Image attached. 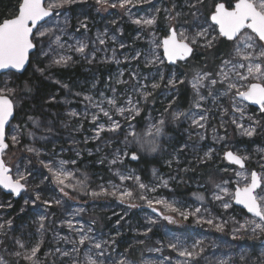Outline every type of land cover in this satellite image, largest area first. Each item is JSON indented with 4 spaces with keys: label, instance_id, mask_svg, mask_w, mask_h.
Wrapping results in <instances>:
<instances>
[{
    "label": "rangeland",
    "instance_id": "1",
    "mask_svg": "<svg viewBox=\"0 0 264 264\" xmlns=\"http://www.w3.org/2000/svg\"><path fill=\"white\" fill-rule=\"evenodd\" d=\"M48 2L52 0H47L46 3ZM112 2L118 3V0H110V3ZM173 3L177 7L172 15H175L176 11L188 12L185 6L187 0H151V3H140L127 9L101 7L95 3V0H83V2L78 0L77 3L66 5L55 10L53 15L41 24L44 28H51L53 31L50 36L38 39V46L31 55L30 74L54 86L53 90L46 93L45 99L39 98L35 91L25 93L22 90L30 76L24 79L18 74L2 75L0 87L4 85L5 80H9L8 86L16 89L15 100L18 105L16 112L27 103L31 105L25 120L23 115L15 116L7 128L9 134H13L12 128L20 125L19 143L13 146L8 139L10 147L3 157L7 166L11 168V176L13 179L16 178L17 165L20 166L21 171L32 173L28 177L26 190L18 199L4 193L0 188V204L5 205L0 208V223L12 220L11 227L9 228L5 223V229L0 232V257H3L7 264H30L23 259V256L16 257L14 252L20 251L22 254L29 252L38 242L41 244L37 254L39 264H72L73 261L76 264H89L90 258L102 259L97 256L98 250L93 246L95 243H101L105 256L109 257L106 264L122 258L129 264H160L161 261H164V264H176L177 260L183 261L184 258L178 257L168 248L169 242H176L174 237H178L183 246L189 248L196 241L202 242L196 250L203 248V251L190 264H221V262L264 264V233H260L259 230L254 233L252 231L254 225L248 223L252 220L259 223V219L249 216L244 210L236 207L230 196H226L215 187L222 181H228L222 186L228 188L230 193H234L237 186H243L248 182L243 177L237 176L236 172L250 176L252 171H256L264 176V168L261 167L264 165V144L259 142L264 137V113L259 109L251 110L250 106L242 101L239 106L245 109V118L239 119L240 114L231 110L229 97L219 96L214 100V97L207 95L208 89L204 87L200 91L207 99L202 103L205 108L211 110L206 131L193 130L190 121L183 117L178 122L172 121L173 111H188L191 106L189 109L176 106L179 86L175 89L167 86L170 76L175 73L180 79L189 83L192 90V105L196 98L191 83L194 77L198 72L215 74L221 57L213 63L208 57L213 48L208 50L201 48L178 66V63L172 65L167 62L163 57V48L160 47L156 48L155 52L164 59V63L155 65L145 63L146 58H152L149 53L154 47L153 41L159 43L164 39L169 24L166 19L167 14L163 10L157 14L155 10L172 8ZM215 3L216 1L213 3L212 0H204L199 6V14L202 17L210 16ZM153 15H157V23L154 26H138L133 23L135 19L149 18ZM82 21L87 23V29L80 26ZM195 22L191 15L171 21L178 28L181 25L188 27ZM56 36H60V43L64 44L63 48L55 43ZM98 37L105 43L100 44ZM112 37H115V40ZM77 41L88 45L86 48L88 59L74 51ZM121 44L124 45L123 48L120 47ZM69 45L73 50H69ZM41 48L48 54H41ZM138 52L142 53L139 59H131ZM93 53L95 59L90 63L89 59ZM59 55H70L74 62H70L66 67L54 65L52 60ZM126 57L128 59H125ZM223 57L230 58L229 55ZM116 60L120 63H116ZM37 68L45 69L43 75L36 71ZM60 70L68 72L66 77L60 76ZM121 72L123 75H120ZM132 73L138 74L137 79H132ZM161 73L165 77L163 82L160 81ZM19 79L24 81L20 82ZM117 80L122 82L117 83ZM55 81L60 83L57 84ZM153 82L160 83V87L154 91L151 89ZM63 85H67V88ZM140 85H148L147 90L153 91V95L146 102L140 101L141 114L131 123L138 137L150 140L153 139L148 135L150 125L164 119L166 121L164 135L157 138L160 150L150 153L141 149L133 137L128 135L132 130L128 121L119 114H114L112 117L121 124L118 132L105 131L100 139H91L95 129V125L91 122L92 115L99 113V109L93 107V104L100 103L109 110L111 106L107 104V99L116 97L118 106H128L126 101L130 95L134 99L139 98V93L134 89ZM216 87L223 91L220 85ZM112 89L116 91L113 92ZM86 96L92 99L86 100ZM52 97L55 99H51ZM172 100L175 102L168 112H165L164 109ZM224 108L229 112L228 115L223 116L224 127H220L221 112ZM192 111L198 110L193 108ZM71 112H76L78 115L71 116ZM29 116L39 121V127L33 125L28 119ZM233 116L245 127L251 125L253 120H259L261 123L256 125V134L252 137L242 135V130L231 123ZM249 117L252 119L250 120ZM98 123L105 124L106 128L110 126V121L102 114ZM48 128L51 131H47ZM213 128L216 129L215 133ZM151 131L154 132V129ZM29 132L34 133V136H29ZM197 132H203L205 138L201 140ZM214 136L223 139H214ZM86 138L87 142H85ZM28 147L37 149L39 155L29 153L26 150ZM209 149L213 150L212 158L201 162L199 158ZM117 150L121 153L127 151L129 156H121L123 163L111 164L110 161ZM78 151L79 156H77ZM227 151L248 157L246 164L250 167L241 169L228 164L224 159V153ZM132 152H136L139 156L138 160L130 159ZM41 160L68 161L65 168L74 171L77 179L83 180L86 176V184L78 186L76 190L66 188L68 196H65L60 192L59 186L53 183L48 170L41 165ZM73 160L76 164L71 163ZM101 160L103 163H100ZM168 161H172L171 166L168 165ZM203 165H211L213 170L211 177L206 180L201 177L199 170ZM153 170L156 171V176L153 175ZM117 171L124 175L139 176L141 182L148 185L149 189L155 187V191L139 189L135 180L121 181L116 175ZM160 178L168 181V187L159 186ZM72 183L75 184L76 179H73ZM114 185L120 190L132 191L133 198L121 203L113 196L90 195L92 191L99 192L101 186L113 191ZM85 192L89 194L86 195ZM36 193L40 194L41 199L33 204L31 201L35 200ZM141 194L148 196L149 199L166 200L181 211L193 212L196 208H200L201 211L184 220L179 212L166 209L162 204H154L156 211H153V208L147 206L146 201L139 199ZM214 194L224 196L232 206L227 210L223 209L222 202L215 200ZM198 196L204 199H197ZM25 200L29 203L25 204ZM44 200H60L61 204L53 203L48 207L43 203ZM9 202L11 207L7 206ZM129 204L137 206L129 207ZM78 210L82 211L77 214ZM42 215L47 219L43 222L44 229L40 230L39 217ZM165 216L172 217L173 222L164 219ZM201 217L203 220L212 219L213 225L196 223ZM67 221L72 222L73 228L68 227ZM216 224L223 225V230H217ZM81 227L84 233L92 237V240L84 245L77 243L75 247L78 252H73L72 241H78L80 234H83H78L76 231ZM149 227L152 230L147 232ZM89 228L91 232H88ZM145 232L147 235L144 234ZM61 237H67V240ZM17 239L25 245L24 249L19 248L15 243ZM113 239L115 243H112ZM57 248L71 255L62 256L61 252H56ZM157 248L161 251H154ZM165 257L171 259L164 260Z\"/></svg>",
    "mask_w": 264,
    "mask_h": 264
},
{
    "label": "snow or ice",
    "instance_id": "2",
    "mask_svg": "<svg viewBox=\"0 0 264 264\" xmlns=\"http://www.w3.org/2000/svg\"><path fill=\"white\" fill-rule=\"evenodd\" d=\"M78 0H52V2L46 3L45 0H20L17 11L14 16L11 18H4L0 20V72L7 73L8 76L15 75L16 73H22L25 70V65L29 61V53L33 49H36L38 44V39L52 34L51 28H44L43 25L37 27L41 21H44L46 17H50L55 10L65 7L66 5H71L77 3ZM83 2V0H80ZM95 3L101 7H120L122 9H127L128 7H134L140 3H151V0H118L117 2L110 3V0H95ZM204 3V0H187L186 7L188 12L176 11L175 15H172L175 11L177 5L173 3L172 8H157L155 11L159 14L162 10L167 14L166 19L169 21L167 27V34L164 39L159 43L153 41V49L150 51L149 55L151 59H147L146 64L155 65L157 63L163 64L164 59H161L160 56L156 55V48H163V57L171 63L175 64L177 61H187L191 58L198 49H212L216 47L218 41L223 38V40L230 42L232 45V52L229 53V57L225 59L221 56L220 64L218 66V71L213 74L209 72H204L203 74L197 73L194 77L192 83V88L195 93V99L191 105V108L188 111H173L171 113L172 121L178 122L183 117L190 121V126L193 130L203 129L206 131L208 121L210 119L211 110L205 108L203 101H206V96L203 95L200 91L201 88L207 87V95L209 97H214V100H217L219 96L229 97L231 101V110L233 113H239V119L245 118V109L240 107V102L247 101L254 105H259L261 113H264V0H217L213 6L210 16L202 17L199 14V6ZM57 15L59 13L57 12ZM185 15H191L196 21L193 24H190L188 27H183L181 25L178 28L171 21H176L180 17ZM133 23L138 26H154L157 23V15H153L149 18H139L133 20ZM81 27L87 29V23L81 22ZM36 30L35 33L33 30ZM215 33V35H213ZM60 36L55 37V43L63 48L64 44L60 43ZM99 39L100 44H104L103 39ZM115 40V37H112ZM69 50H73L72 46L69 45ZM87 44L77 41V46L74 48L76 53H79L85 59H88V54L86 53ZM121 48L124 47L123 44L120 45ZM115 51V50H114ZM41 54L47 55V52H44L41 48ZM142 53H137L131 59H139V56ZM115 59V56L113 57ZM95 59V54L93 53L89 62ZM125 59H128L127 57ZM70 62H74L72 56L70 55H59L58 58L52 60V63L57 66H68ZM116 63H120L119 60H116ZM10 70H14L10 71ZM36 71L40 72L43 75L45 69L37 68ZM123 75V72L120 73ZM137 73H132V79H137ZM165 79L163 73L160 74V81L163 82ZM9 80L4 81V85L0 87V186L4 189L9 190L10 194L19 196L22 191H25L27 188L28 177L32 175L30 171L25 172L20 170V166L17 165L16 178L10 175L11 169L7 166L5 160L3 159L6 150L9 149L10 145L7 142L8 139L11 140V144L15 146L19 143V132L20 125H16L12 128V133L9 134L7 127L10 126V122L15 118L14 113L18 107L15 100L16 89L8 86ZM122 81L117 80V83ZM207 82V83H205ZM59 84L60 81H55ZM185 81L180 79L173 73L167 81V86H170L172 89L177 88L179 85L184 84ZM220 85L223 91H220L216 86ZM95 85H93L94 87ZM67 88V85H63ZM160 87L159 82H153L151 84V89L154 91ZM148 85H140L134 89V91L139 93V98L134 99L131 95L126 101L128 106H118V101L116 97L107 99V104L110 107L109 110H106L101 106L100 103L93 104V107L99 109V113L92 115V123L95 125L94 135L91 137L93 140H98L101 138V134L105 131L108 132H118L121 129V124L118 120H114L112 117L114 114H119L123 116L126 121H128L129 128L132 129L128 135H131L135 142L140 145L141 149H144L150 153H156L160 150V144L157 141V138L164 135V125L166 121L164 119L159 120L158 123L151 124L149 128V136H152L153 139L145 140L141 137H138L134 125L131 121L135 120L142 111L140 106V101H148L153 95V91L147 90ZM25 91H31L28 83L24 84ZM115 92V89H112ZM79 95V93H77ZM103 96V93H101ZM51 99H55L52 97ZM86 100H91V97H85ZM175 101L172 100L169 102L168 107L164 109L165 112H168L169 108L172 107V104ZM198 111H192V109ZM114 110V112L112 111ZM229 110L227 108L222 109L221 112V123L220 127H224L223 116L228 115ZM127 113V115H125ZM100 114L103 117H106L110 121V126L105 127V124L98 123L100 119ZM71 116H77L78 113L71 112ZM87 115V114H85ZM28 119L33 123L34 126L39 127V121L35 118L29 116ZM251 120L252 118L249 117ZM232 124H235L238 129H241L242 135L252 137L256 134L257 127L261 122L259 120H253L252 124L248 127H245L242 123L238 122V119L233 116L231 120ZM154 129V132L151 131ZM47 131H51L50 128ZM216 129L213 128L215 133ZM201 140L205 138L203 132L196 133ZM29 136H34V133L29 132ZM214 139H223V137H213ZM87 142V138L86 141ZM125 143H128L127 136L125 137ZM186 147V145L184 146ZM29 153H34L37 156L39 151L35 148L28 147L26 149ZM100 149L98 148L97 151ZM182 150V149H181ZM213 150L204 153L203 157H200V161L204 162L212 158ZM79 151L77 156H79ZM121 156H129L127 151L123 153L120 150H117L114 158L110 161L111 164L123 163ZM130 159L135 161L139 159V156L136 152H132ZM224 159H226L230 164L238 165L239 168L244 169L246 167V161L248 157L241 156L232 151H227L224 153ZM41 165L48 170L53 183L59 186L60 192L65 196H68V192L65 191L66 188H71L76 190L78 186H84L86 184L87 177L83 180L76 178V173L74 171L67 170L65 165L69 162L66 160L59 161H40ZM72 164H76V161H71ZM103 163V160L100 161ZM171 166L172 161L167 162ZM264 168V165H261ZM188 171V169H184ZM226 171V169H225ZM237 176L243 177L246 181L243 186H237L234 193H230L229 189L223 187V184H227L228 181H222L221 184H216L215 187L224 193L226 196H230L236 204L242 205L249 213L254 217L259 218V223L255 220L249 221L248 223L254 225L252 231L255 233L259 230L260 233H264V176H261L256 171H252L250 176H245L243 172H236ZM116 175L121 181L124 180H135L138 183V187L141 190L155 191V187L149 189L148 185L140 181L139 176L133 175H124L119 171L116 172ZM153 175L156 176V171L153 170ZM48 179V177H45ZM76 179V183L73 184L72 180ZM161 179V184L159 186L168 187V181ZM113 191H108L107 189L101 186L99 192L92 191L90 195L92 197H98L101 195L113 196L116 197L121 203H124L133 198V192L128 189L120 190L117 186H113ZM259 189V191H257ZM85 194H89L85 192ZM41 199L40 194L36 193L35 200L31 201L35 204L36 201ZM139 199L146 201L149 208H153V211L156 209L153 205H164L166 209H169L173 212H179L184 220H187L190 215L195 216L197 213H200L201 209L196 208L193 212L181 211L179 208L173 206L172 203L167 202L163 199H149L148 196L141 194ZM197 199L203 200L202 196H198ZM214 199L221 201V207L225 210L229 209L232 205L224 199V196L214 194ZM29 201L25 200V204H28ZM43 203L48 207H51L52 204L60 205V200L49 201L44 200ZM8 207H11L9 202ZM135 204H129V207H136ZM5 207L4 204H0V208ZM23 211V209H22ZM78 210L77 214H79ZM47 219L46 216L42 215L39 217L40 225L39 229H44V221ZM164 219L168 220L170 223L173 222L172 217L165 216ZM207 223L213 225L212 219L203 220L199 218L196 220V223ZM10 228L12 225V220L5 222ZM5 223H0V232L5 229ZM68 227L73 228L72 222H66ZM119 223V221H117ZM150 223H155V221H150ZM216 229L219 231L223 230V225L216 224ZM243 227V226H242ZM152 229L149 227L147 232H150ZM77 233L80 234L78 241H72L74 247L73 252H78V249L75 245H84L86 242L92 240V237L84 233V229L81 227L76 229ZM88 232H91V228L88 229ZM147 232L144 234L147 235ZM6 234V233H5ZM234 239L236 237H233ZM61 239L67 240V237H61ZM176 242H169L168 248L177 254L178 257H183L184 260H177L176 264H190L196 260V258L203 251V248H200L199 251L196 249L202 243L201 241H196L192 244L191 248L184 247L183 243L178 237L173 238ZM15 243L19 248L24 249L25 245L17 239ZM107 243V242H105ZM112 243H115L113 239ZM94 248L98 250L97 256L102 257V259H89V264H106V261L109 260V257L105 256L103 247L101 243H95ZM41 244L38 242L33 246L29 252L21 253L20 251H15L14 255L16 257L23 256V259L30 262V264H39L38 252L40 251ZM154 251H161L160 248L154 249ZM56 252H61L59 248L56 249ZM62 256L68 257L71 253L64 251L61 252ZM170 257H165L164 260H170ZM243 259V257H242ZM0 264H7L3 257H0ZM72 264H76L75 261ZM111 264H129V262L122 258L118 261H112ZM160 264H164V261H161ZM225 264V262H221Z\"/></svg>",
    "mask_w": 264,
    "mask_h": 264
},
{
    "label": "trees",
    "instance_id": "3",
    "mask_svg": "<svg viewBox=\"0 0 264 264\" xmlns=\"http://www.w3.org/2000/svg\"><path fill=\"white\" fill-rule=\"evenodd\" d=\"M213 3L217 0H212ZM20 0H0V20L4 19V18H11L12 16H14L16 14L17 11V6L19 4ZM231 43L227 42L225 40H223V38L220 39L219 43L217 44V46L215 48H213L210 51V54L208 55L209 59L213 61V63H216V61L218 60L217 58L220 56H226L231 52ZM183 63H178L177 65H182ZM30 67L31 64H29L28 68L26 69V71L21 74V78L24 79H28V77L30 76V78L27 80L29 87L31 88V91H25L24 87L22 88V90L25 91V93H31L32 91L36 92V95L39 98L45 99L46 97V93H48L49 91L54 89V86H50L48 84H46L45 82H43L40 78H37L36 76H32L30 74ZM59 74L61 77H66V75L68 74L67 71L64 70H60ZM2 77V76H1ZM0 77V79H1ZM20 82L24 81L19 79ZM179 89V96L176 100V106L177 107H181L183 109H189L191 106V100H192V90L189 86L188 82H185L184 84L179 85L178 87ZM31 105L29 103L25 104L23 106V108L19 109L16 112V117H20V115H23L24 120L26 119L27 115H28V109H30ZM251 110H255V108L250 107ZM260 143L264 144V137L259 141ZM250 167V165L246 164V168ZM199 170L201 171V177L206 180L209 179L213 173L212 170V166L210 165H206V166H201L199 168ZM17 204L19 203V201L16 202ZM254 247V246H253ZM255 248V247H254ZM137 253H140L139 251H136Z\"/></svg>",
    "mask_w": 264,
    "mask_h": 264
},
{
    "label": "water",
    "instance_id": "4",
    "mask_svg": "<svg viewBox=\"0 0 264 264\" xmlns=\"http://www.w3.org/2000/svg\"><path fill=\"white\" fill-rule=\"evenodd\" d=\"M47 0H45V2H46ZM53 15V14H52ZM51 15V16H52ZM50 16V17H51ZM50 17H46L45 18V20L44 21H41L40 22V24H38V26L39 25H41V24H43L46 20H48ZM37 26V27H38ZM34 32H35V29L33 30ZM35 50L36 49H33L32 51H30V53H29V61H31V55L35 52ZM168 62V61H167ZM178 62H186V61H177L176 63H178ZM169 63V62H168ZM175 63V64H176ZM29 64H30V62L28 63V64H26L25 65V70L22 72V73H16V74H18V75H21V74H23L25 71H26V69L28 68V66H29ZM169 64H171V63H169ZM172 65H174V64H172ZM10 71H13L14 72V70H10ZM4 74H6L5 72H0V77L2 76V75H4ZM244 103H246L247 105H249L250 107H253V108H255V109H259V105H254V104H251L250 102H247V101H243ZM260 110V109H259ZM14 116H16V111H15V113H14ZM14 119H12L11 120V122L13 121ZM10 122V123H11ZM8 128V127H7ZM226 160V159H225ZM227 161V160H226ZM227 163L228 164H230L228 161H227ZM230 165H232V166H235V167H239L238 165H234V164H230ZM10 168V167H9ZM246 168V167H245ZM11 169V168H10ZM258 173V172H257ZM10 175H11V171H10ZM0 188L4 191V193H6V194H9V195H13V194H10L9 193V190H7V189H4L2 186H0ZM259 190V189H258ZM257 190V191H258ZM24 191H22L21 192V194L23 193ZM21 194L19 195V196H15V195H13L14 196V198L15 199H18L20 196H21ZM234 205L236 206V207H238V208H241L242 210H244L249 216H251V217H253V218H258V217H254L251 213H249L242 205H238V204H236L235 203V201H234ZM259 219V218H258Z\"/></svg>",
    "mask_w": 264,
    "mask_h": 264
}]
</instances>
